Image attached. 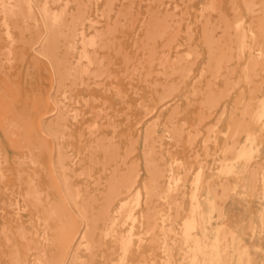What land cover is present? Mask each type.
Returning <instances> with one entry per match:
<instances>
[{"label":"bare ground","instance_id":"1","mask_svg":"<svg viewBox=\"0 0 264 264\" xmlns=\"http://www.w3.org/2000/svg\"><path fill=\"white\" fill-rule=\"evenodd\" d=\"M117 4L118 0H0V105L11 97L9 105L14 112L7 125L22 126L32 121L29 123L35 126L39 138L37 154L12 161L11 147L0 130V218L6 219L10 208L16 211L13 218L24 220L31 209L29 200H34L40 205L38 210L48 217L68 219L70 223L60 233L57 245L61 250L51 264H100L99 258L106 257L104 249L111 254L108 264H127L126 251L133 246L134 237L143 241L139 248L147 247L144 235L153 232L151 211L167 206L170 212L162 211L157 250L151 244L156 254L162 252L160 264L175 262L173 224L180 225V264H264V105H257L255 93L253 98L241 101L242 117L235 115L238 102L227 116L226 143L221 150L225 157L216 160V171L207 178L199 166L189 182L194 167L181 157L176 176H170L165 190L159 186L155 159L147 160L146 176H142L140 164L132 162V169L129 154L104 139L96 119L86 118L101 102L110 106L109 95L113 90L120 91L111 80L118 77L123 65L129 67L131 63L133 45L128 43L129 36L122 41L115 28L122 18L116 12ZM263 5L264 0L245 2L247 13L264 25V16H256ZM92 9L98 18L90 14ZM241 25L239 20L237 29ZM262 35L263 31L256 34L251 44L260 55L264 48ZM211 36L212 30H206L207 41H212ZM245 42L246 37H236L238 48H249ZM213 51L211 47L210 58ZM247 63L250 67L262 65L257 60ZM85 124L88 140L75 141L73 137L78 135L86 137L83 131L77 133ZM215 131L207 142L215 140L219 146ZM16 177L24 178L19 185L26 191L23 202L17 197L14 203L5 193H10ZM187 183L190 192L181 193L180 199L175 197L174 193L181 192ZM242 184L245 189L239 192ZM185 197L189 198V211L180 222L181 199ZM231 203L260 206L249 207L237 217L230 210ZM45 224L48 226L47 219ZM47 226L43 239L50 242ZM124 226L129 227L126 235L120 231ZM20 231L24 238L30 235L26 223ZM147 253L151 255L145 249V257ZM148 257L145 264L149 263Z\"/></svg>","mask_w":264,"mask_h":264},{"label":"rangeland","instance_id":"2","mask_svg":"<svg viewBox=\"0 0 264 264\" xmlns=\"http://www.w3.org/2000/svg\"><path fill=\"white\" fill-rule=\"evenodd\" d=\"M246 1L248 0H118L116 12H120L122 18L115 28L119 29L122 41L125 36H129L128 43L133 45L129 54L131 63L129 67L123 65L118 77L111 80L121 88L119 87L120 91L113 90L109 95L110 106L101 102L94 114L88 113L85 116L97 120L104 139L113 141L118 148H122L120 152L129 154L128 164L132 169V162L140 164L139 171L142 176H146L147 160L155 159L161 190L169 187L171 175L176 176L181 157L194 167L189 182L199 166L204 168L203 172L209 178L218 167L216 160L225 157L221 150L226 143L225 133L229 124L227 116L233 113L236 102L238 106L235 115L238 117L243 115L244 104L241 101L244 102L247 98H257V105H264V48L261 49L262 55L257 49L251 48L255 35L262 31L261 39L264 42V25L259 23L258 19L254 21L253 16L247 13ZM252 1L261 3V0ZM210 5L214 7L210 8ZM259 7L256 16L262 18L264 8ZM90 14L97 18L99 15L95 9H92ZM239 20L242 25L237 29ZM206 30H212L211 42L205 38ZM238 35L246 37L245 44L249 48L243 50L236 46ZM211 47L215 51L213 58L209 56ZM249 60H257L262 62V65L247 66ZM247 70H250L248 74ZM26 73L27 67L24 76ZM243 74L246 79L242 78ZM251 88L252 92H249ZM253 93L256 96H253ZM215 94L221 96L216 98ZM12 100L8 97L5 103L0 105V120L4 121L0 122V125L4 126L0 127V130L5 142L11 147V159L14 161L31 153L37 154L36 144L39 138L35 126L31 125L32 121H29L31 124L28 122L29 125H7L14 112L9 105ZM213 129H216L219 146L214 143L215 140L207 142L213 136ZM81 131L86 137L80 138L78 135L73 137L75 141L88 140L89 128L86 124L79 128L77 133ZM250 131L257 129L251 128ZM10 137L13 139L8 140ZM17 140L18 143H15ZM21 180L16 177L15 183L9 188L10 193H5L9 201L15 203L18 197L23 202L26 190L19 185ZM240 186L239 192H243L245 187L243 184ZM181 190L174 193V196L180 199L181 193L190 192L189 183ZM181 201L183 209L180 222L187 216L190 205L188 197ZM29 203L31 209L24 220L13 218L16 211L10 208L7 218H0V264H51V260L61 250V246L57 244L60 233L69 227V220L48 217L49 215L38 210L40 205L34 200H29ZM249 205L245 204L244 207L243 203H231L230 210L237 217L243 216L249 207L257 208L260 203L252 207ZM163 210L170 212L167 206H162L159 213L156 210L151 211L153 232L144 235L147 247L143 248L142 245L139 248L138 245L143 241L138 242L134 237L133 246L126 251L129 255L127 264H145V259L150 255L147 253L148 256L145 257V249L151 252L148 264H160L162 252L157 251L156 254V242L161 232ZM36 211L40 213V217ZM46 219L48 226L45 224ZM146 221L144 219V222ZM25 223L30 231L28 238H24L20 231ZM45 226L48 227L46 231L48 238L51 237L50 242L43 239ZM172 228L174 230L171 238L176 241L173 249L176 255L174 264H180V225L173 224ZM120 231L126 235L129 227L124 226ZM170 243L173 244L172 241ZM151 244L156 250H151ZM120 248L121 244L118 246V252ZM102 252L106 257L99 258L100 264H108L106 261L111 258L110 251L104 249ZM152 252H155V255Z\"/></svg>","mask_w":264,"mask_h":264}]
</instances>
